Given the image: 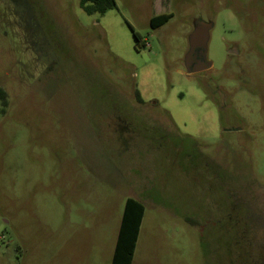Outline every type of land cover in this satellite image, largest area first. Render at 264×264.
<instances>
[{
    "label": "rangeland",
    "instance_id": "374dc122",
    "mask_svg": "<svg viewBox=\"0 0 264 264\" xmlns=\"http://www.w3.org/2000/svg\"><path fill=\"white\" fill-rule=\"evenodd\" d=\"M115 2L0 0V264H264V0Z\"/></svg>",
    "mask_w": 264,
    "mask_h": 264
},
{
    "label": "trees",
    "instance_id": "16d2710c",
    "mask_svg": "<svg viewBox=\"0 0 264 264\" xmlns=\"http://www.w3.org/2000/svg\"><path fill=\"white\" fill-rule=\"evenodd\" d=\"M80 7L89 16L95 14L104 16L115 9L116 2L115 0H80ZM171 18L172 15L166 14L154 17L151 20V26L153 29H157L166 24ZM134 37L138 45L140 42L139 36L134 33ZM135 94L137 102L145 104L138 90ZM0 95L6 100L7 95L5 92L0 91ZM144 213L145 208L140 202L134 199L126 201L112 264H132Z\"/></svg>",
    "mask_w": 264,
    "mask_h": 264
},
{
    "label": "water",
    "instance_id": "95a60500",
    "mask_svg": "<svg viewBox=\"0 0 264 264\" xmlns=\"http://www.w3.org/2000/svg\"><path fill=\"white\" fill-rule=\"evenodd\" d=\"M213 28L211 23L197 22L193 33L189 37L190 51L186 57L185 65L188 75L197 72H203L211 68V63L206 61L207 42L209 39V32ZM200 52L204 58L200 65L195 67L193 65L195 55Z\"/></svg>",
    "mask_w": 264,
    "mask_h": 264
},
{
    "label": "flooded vegetation",
    "instance_id": "af4514ba",
    "mask_svg": "<svg viewBox=\"0 0 264 264\" xmlns=\"http://www.w3.org/2000/svg\"><path fill=\"white\" fill-rule=\"evenodd\" d=\"M204 61V58L203 56L201 55V53L198 51L195 55V59H194V62H193V65L195 67L199 66L200 65V62H203Z\"/></svg>",
    "mask_w": 264,
    "mask_h": 264
},
{
    "label": "crops",
    "instance_id": "0c3cea01",
    "mask_svg": "<svg viewBox=\"0 0 264 264\" xmlns=\"http://www.w3.org/2000/svg\"><path fill=\"white\" fill-rule=\"evenodd\" d=\"M136 201H138V200H136ZM139 202V201H138ZM141 203V202H140ZM142 204V203H141Z\"/></svg>",
    "mask_w": 264,
    "mask_h": 264
}]
</instances>
